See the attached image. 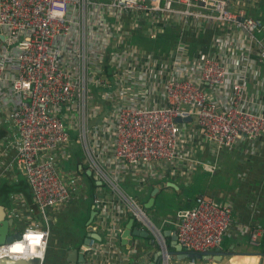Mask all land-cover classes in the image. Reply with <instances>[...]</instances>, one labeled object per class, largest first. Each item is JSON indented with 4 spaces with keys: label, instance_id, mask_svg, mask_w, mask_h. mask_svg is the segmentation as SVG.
Returning <instances> with one entry per match:
<instances>
[{
    "label": "built area",
    "instance_id": "1",
    "mask_svg": "<svg viewBox=\"0 0 264 264\" xmlns=\"http://www.w3.org/2000/svg\"><path fill=\"white\" fill-rule=\"evenodd\" d=\"M235 1L0 0V125L7 121L15 133V167L36 207L46 219L51 210L68 209L84 197L77 177L66 169L72 133L83 146L93 184L105 189L93 196V204L111 214L105 223L109 250L91 239L83 264H112L122 215L148 231L160 264L176 260L165 226H172L178 243L194 253L219 249L231 235L228 204L200 195L191 208L168 219L149 215L121 185L130 178L144 189L196 164L213 174L216 164L201 163L183 138L187 129L196 131L215 156L240 139L255 142L264 136V103L258 111L246 107L245 72L233 76L225 60L190 51L184 39L204 24L232 27L245 33L247 59L255 51L264 64V23L235 12ZM58 4L64 16L52 18L53 10H61ZM167 28L180 32L162 56L131 41V33L143 29L157 41ZM221 94H229L226 104ZM32 227L48 233L44 263L50 230ZM263 236L262 227L253 228L251 244L259 245Z\"/></svg>",
    "mask_w": 264,
    "mask_h": 264
},
{
    "label": "crops",
    "instance_id": "2",
    "mask_svg": "<svg viewBox=\"0 0 264 264\" xmlns=\"http://www.w3.org/2000/svg\"><path fill=\"white\" fill-rule=\"evenodd\" d=\"M233 10L235 12L243 10L247 17L260 19L264 23V0H236L233 3ZM163 35L165 33L160 37ZM262 36V34L258 35L260 39ZM146 38L151 40L145 29L131 33V41L138 48L158 56L165 53L166 50L162 48H158L157 53L153 50L154 47L151 49L144 47L142 41ZM192 42H198L195 43L198 45L195 49L189 45ZM188 45L190 51L194 53L203 51L225 60L234 72L233 76L244 71L247 77L246 107L258 111L264 103V64L259 62L255 51L247 59L248 41L244 32L232 27L204 24L203 29L192 33ZM228 96L229 94H221L223 104L227 103ZM187 126L192 127L189 122ZM2 129L7 136L0 137V223L4 222L5 218L8 219L10 225L6 228V232L8 230V234L15 235L34 225L49 229L50 237L43 264H75V262L83 264L79 260L80 253L88 234L91 233L98 238L95 239L97 246L100 248L105 246L109 250L105 223L111 221V214L107 207L100 210L93 204V196L104 193L105 189L100 185L96 187L93 184L92 173L87 174L89 171L86 157L79 159L75 157L76 150L70 151L72 154L70 161L75 164L66 168L77 177L79 188L84 191V197L79 202H74L75 204L70 205L68 209L51 210L45 219L33 201L25 177L15 167V133L7 121L0 125V130ZM183 138L191 145L195 151V158L201 163L216 164L215 172L213 174L205 172L200 164L190 168L185 166L178 168L155 185H150L149 189L146 188L148 192H145L144 188L145 193L142 191V197H136L138 202L145 205L151 198L152 191L158 188V213H162L164 205L170 203L165 208V213H162L168 219H174L177 212L191 208L199 195L228 204L233 209L232 233L225 238L219 249L211 251L223 253L222 260H219L220 255L215 254L208 261L199 260L197 264H228L232 257L254 256L261 257L260 264H264V236L259 245L250 242V232L253 228L260 226L264 229V136L255 142L240 139L233 148L225 149L217 156L207 143L201 141L196 131L188 132L187 129ZM72 146L71 141L70 150ZM81 151L84 154L82 144ZM215 176L217 179L214 182ZM87 193L90 195V200ZM77 212H81L82 219L71 222L75 218L72 214ZM129 221L130 219L125 215L118 220L122 233L120 232L118 240L113 243L116 252L109 258L110 263L132 264L135 260L138 264H152L158 249L152 244L151 239H148L149 237H134L125 243L122 235ZM134 228H137L135 223ZM173 231L175 229L172 226H165L164 237L170 251L173 250L171 247L173 240L170 235ZM174 258L176 259L174 264H188L189 261L178 260L176 256ZM26 262L40 264L35 260Z\"/></svg>",
    "mask_w": 264,
    "mask_h": 264
},
{
    "label": "water",
    "instance_id": "3",
    "mask_svg": "<svg viewBox=\"0 0 264 264\" xmlns=\"http://www.w3.org/2000/svg\"><path fill=\"white\" fill-rule=\"evenodd\" d=\"M180 120H178L179 122ZM189 121V119L187 120ZM1 137V135H0ZM1 140V139H0ZM88 175L91 174V172L89 171L87 173ZM158 195V188H155L152 193H151V198L149 199V201L144 205L145 209H151L156 201V197ZM7 215V214H6ZM10 225L9 221L7 218H5L4 222L0 223V245L3 244H10L12 243L14 240L20 238V233H17L15 235H10L8 234V230L6 232V228ZM148 231L146 230H140L137 228H134V221L130 220L122 237L125 240V243L132 240L134 237H139V238H148ZM171 237H172V244L171 247L173 248L172 251H170L171 254L175 255L177 257L178 260H188V259H197V260H204V261H208L209 259H211L213 257V255L218 254L219 256V260H222V256L223 253H218L216 252H205V253H194V252H189L183 249V247L178 243L177 240V234L175 231H173L172 233H170ZM91 239H96L98 240L97 236L94 234H88L86 240H85V244L82 247L81 253H80V263H84V256L86 253V250L88 249V243L90 242ZM35 262L39 263L37 260H35ZM161 262V253L158 252L154 258V261L152 264H160ZM0 264H13L12 261H9L8 259H4V260H0ZM15 264H27L26 261H18L15 262ZM75 264H78L77 262H75Z\"/></svg>",
    "mask_w": 264,
    "mask_h": 264
},
{
    "label": "clouds",
    "instance_id": "4",
    "mask_svg": "<svg viewBox=\"0 0 264 264\" xmlns=\"http://www.w3.org/2000/svg\"><path fill=\"white\" fill-rule=\"evenodd\" d=\"M59 11L53 10L50 13L52 18H63L64 12L62 11L63 5H56ZM27 44L24 45L26 47ZM24 88H28L29 84L24 83ZM48 233L45 231H40L32 226L28 227L22 239L13 242L11 245L0 246V260L7 258L12 261L13 264L18 261H30L33 258H38L43 264L44 254L46 251V237ZM39 249V251L37 250ZM261 257H232L228 264H260Z\"/></svg>",
    "mask_w": 264,
    "mask_h": 264
},
{
    "label": "rangeland",
    "instance_id": "5",
    "mask_svg": "<svg viewBox=\"0 0 264 264\" xmlns=\"http://www.w3.org/2000/svg\"><path fill=\"white\" fill-rule=\"evenodd\" d=\"M176 31V32H175ZM179 29L178 28H171V30H169L168 32H167V36L168 37H172L173 38V45H175L176 44V38L179 36ZM190 34H191V32L190 31H188L187 33H186V36H185V42H187V40L190 38ZM166 37V36H165ZM159 39H161V38H159ZM188 43V42H187ZM192 43H194V42H192ZM195 43H198V42H195ZM72 149H71V152H73L72 150H76V154H75V157H77V158H79V159H83V158H85V154H83L82 153V151H81V144L79 143V141L76 139V135L74 134V133H72ZM84 152V151H83ZM72 155V154H71ZM86 159V158H85ZM84 159V160H85ZM74 164L75 163H73V162H69L68 163V165L69 166H71V165H73L74 166ZM217 179V176H215L214 177V182H215V180ZM85 180L86 181H88V178H86L85 177ZM89 184V183H88ZM149 186L150 185H147L146 187H145V189L146 188H148L149 189ZM121 188L128 194V195H130V196H134V197H142V193L144 192L143 191V188L142 189H139V187L136 185V186H133V184L131 183V180H130V178H127V180L124 182V183H122V185H121ZM90 190V189H89ZM143 191V192H142ZM149 190H147L146 189V191L145 192H148ZM144 192V193H145ZM87 196H88V199L90 200V195H89V193H87ZM168 205H170V203H166L165 205H164V208H163V210H162V213H165L164 211H165V208L168 206ZM171 205H173V204H171ZM146 212L149 214V215H151V213L152 212H157L158 213V195H157V198H156V204H155V206L153 207V208H151V209H146ZM72 215H75V218H74V220H72L71 222H74V221H80L81 219H82V214H81V212H77V213H75V214H72ZM151 219H152V221L154 222V223H156V224H158V221L156 220V219H154L152 216H151ZM149 239V238H148Z\"/></svg>",
    "mask_w": 264,
    "mask_h": 264
},
{
    "label": "trees",
    "instance_id": "6",
    "mask_svg": "<svg viewBox=\"0 0 264 264\" xmlns=\"http://www.w3.org/2000/svg\"><path fill=\"white\" fill-rule=\"evenodd\" d=\"M169 30H171V28H167L166 31H165V35L160 37L161 39H158L157 41L148 40L147 38L144 39L142 41L143 46L148 48V49H151L152 47H154L153 50H155L157 53H158V48H162L164 50H167V49L171 48V45H173V38L167 36V32ZM176 40H177V38H176ZM189 45H191L192 48H194V49L198 46L197 44H195V42L192 43V44L189 43ZM0 135H1V137L7 136V134H5L4 129L0 130ZM142 206L144 207L143 204H142Z\"/></svg>",
    "mask_w": 264,
    "mask_h": 264
}]
</instances>
